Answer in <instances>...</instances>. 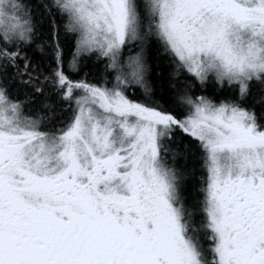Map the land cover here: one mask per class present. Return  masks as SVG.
<instances>
[{"label":"snow or ice","instance_id":"6c2138e0","mask_svg":"<svg viewBox=\"0 0 264 264\" xmlns=\"http://www.w3.org/2000/svg\"><path fill=\"white\" fill-rule=\"evenodd\" d=\"M0 264H264V0H0Z\"/></svg>","mask_w":264,"mask_h":264},{"label":"trees","instance_id":"16d2710c","mask_svg":"<svg viewBox=\"0 0 264 264\" xmlns=\"http://www.w3.org/2000/svg\"><path fill=\"white\" fill-rule=\"evenodd\" d=\"M170 67L167 64V62L162 61L159 66L156 65V62L154 60H149V74L150 76L158 75V79L155 80V86L157 93H159L161 86L167 87L168 86V74L170 72ZM183 161H181L182 163ZM189 165L191 166V161H189ZM196 167L199 168V164H196ZM199 179V171H197L196 174V180L190 182V190H191V183H195L196 187H199L198 183Z\"/></svg>","mask_w":264,"mask_h":264}]
</instances>
